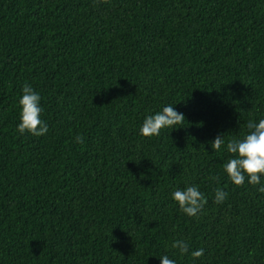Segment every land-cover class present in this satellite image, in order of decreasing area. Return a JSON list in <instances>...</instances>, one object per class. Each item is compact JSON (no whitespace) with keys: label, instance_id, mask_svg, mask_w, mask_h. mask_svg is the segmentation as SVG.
I'll return each instance as SVG.
<instances>
[{"label":"trees","instance_id":"1","mask_svg":"<svg viewBox=\"0 0 264 264\" xmlns=\"http://www.w3.org/2000/svg\"><path fill=\"white\" fill-rule=\"evenodd\" d=\"M25 84L45 136L17 131ZM168 105L183 124L142 136ZM260 119L264 0H0V264H264V177L234 185L210 143Z\"/></svg>","mask_w":264,"mask_h":264},{"label":"clouds","instance_id":"2","mask_svg":"<svg viewBox=\"0 0 264 264\" xmlns=\"http://www.w3.org/2000/svg\"><path fill=\"white\" fill-rule=\"evenodd\" d=\"M107 3L108 0H103ZM22 97L19 100L21 106L20 123L17 131L24 135L26 133L36 137L45 136L49 129L47 124L41 119L43 109L41 107V96L30 84H25L22 89ZM186 120L182 113H179L171 105L165 106L162 111L155 115H148L140 129L141 135L146 138L159 136L162 129L182 125ZM248 133L241 139H230L225 141V135H218L211 143L215 152L221 151L226 146V151L230 158L224 163L223 168L231 182L236 186H243L247 183L256 186L261 185V178L264 177V119L259 122L249 120L247 122ZM77 143L83 142V137H76ZM209 179L217 182L219 176H210ZM259 191L264 193V186L259 187ZM227 198V193L219 187L215 191V202L222 204ZM172 199L179 205L180 211L189 217H198L204 206L208 203L205 195L198 186H188L185 190H176L172 194ZM171 247L178 249L181 255L189 252V245L182 239L175 240ZM193 258H201L204 249L193 251ZM162 264H176L167 255L160 258Z\"/></svg>","mask_w":264,"mask_h":264}]
</instances>
